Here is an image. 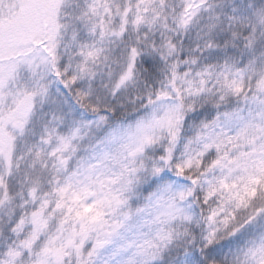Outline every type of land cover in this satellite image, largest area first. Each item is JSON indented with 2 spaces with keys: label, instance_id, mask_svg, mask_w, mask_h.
<instances>
[{
  "label": "snow or ice",
  "instance_id": "obj_1",
  "mask_svg": "<svg viewBox=\"0 0 264 264\" xmlns=\"http://www.w3.org/2000/svg\"><path fill=\"white\" fill-rule=\"evenodd\" d=\"M0 264H264V0H0Z\"/></svg>",
  "mask_w": 264,
  "mask_h": 264
}]
</instances>
